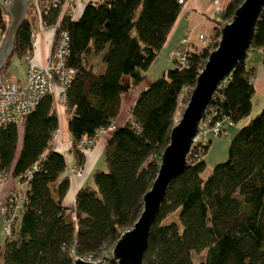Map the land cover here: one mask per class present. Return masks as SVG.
<instances>
[{
  "label": "trees",
  "instance_id": "16d2710c",
  "mask_svg": "<svg viewBox=\"0 0 264 264\" xmlns=\"http://www.w3.org/2000/svg\"><path fill=\"white\" fill-rule=\"evenodd\" d=\"M241 1L227 0L211 19V44L192 51L184 67L164 70L135 94L127 119L105 141L106 170L91 174L93 188L77 191L73 209L62 204L69 184L63 175L64 158L50 145L58 127L51 96L43 97L18 123L0 130V171L27 184L26 202L17 212L12 235L0 244V264H72L76 257L94 258L102 245L113 244L131 227L167 143L180 91L192 87L216 45L217 27L230 19ZM182 2L105 0L87 3L77 19L63 21L69 36L67 66L75 70L65 90L67 129L78 168L84 153L77 148L79 141L113 122L118 97L144 80ZM6 25L0 7L3 32ZM31 47L30 22L25 18L13 34V55L21 59ZM263 49L264 8L247 58ZM91 56L101 65L96 71L88 61ZM247 58L215 90L206 109L209 123L226 116L234 125L248 115L252 69ZM122 77L129 79L128 86L120 82ZM207 145L205 140L187 154L184 169L167 186L142 264H264V100L230 137L225 158L201 178ZM33 165L36 170L23 177ZM200 252L201 258L194 260L193 254Z\"/></svg>",
  "mask_w": 264,
  "mask_h": 264
},
{
  "label": "water",
  "instance_id": "95a60500",
  "mask_svg": "<svg viewBox=\"0 0 264 264\" xmlns=\"http://www.w3.org/2000/svg\"><path fill=\"white\" fill-rule=\"evenodd\" d=\"M30 0H0L8 17L0 45V68L13 50V34L23 22ZM264 8V0H242L230 19L217 28V42L197 73L179 119L167 133V143L159 154V162L149 188L141 196V210L131 227L118 236L111 247L115 264H142L150 226L158 212L167 186L186 165V156L199 123L203 119L217 87L228 78L248 54L256 22ZM72 264H91L73 259Z\"/></svg>",
  "mask_w": 264,
  "mask_h": 264
},
{
  "label": "built area",
  "instance_id": "2783aa9c",
  "mask_svg": "<svg viewBox=\"0 0 264 264\" xmlns=\"http://www.w3.org/2000/svg\"><path fill=\"white\" fill-rule=\"evenodd\" d=\"M103 1L105 0H97L92 4H98ZM176 1L181 3L183 0ZM74 3L75 0L29 1L31 16L27 19L30 22L31 45L38 35L47 34V56L41 66L35 67L30 64V51L25 53L23 56V62L25 64L23 82L11 80L7 72L4 73L0 70V130L7 124L18 123L45 96H51L52 106L55 112L59 107L66 109L65 90L75 78V70L67 66L69 36L68 32L62 27V23L65 19H76L73 14ZM209 4L212 15H218L221 10L219 0H209ZM3 36L4 32L0 29V45ZM197 40L201 46L204 45L205 37L198 35ZM191 52L192 48L188 46L186 38H182L179 46L172 52L173 66L177 68L184 67L185 58ZM184 91L185 88H182L180 94ZM230 125L231 123L226 116H221L209 123V117L205 113L199 123L197 133L191 141L188 154L193 148L201 145L208 138H215L221 135L225 128ZM131 127L137 130L135 124H132ZM113 128L112 123H109L105 127L97 129L91 138L79 141L77 145L78 150L82 152L88 151L92 147L97 135L107 134ZM57 133L58 129L54 131V134ZM51 148H53L52 145ZM34 170H36L35 165L25 171L23 177L29 178ZM80 171L78 168L71 170V173L78 175ZM9 178H11L9 171H0V182H4ZM12 179L11 191L5 196L0 195V224L5 238L11 237L12 226L15 222L17 212L21 209L22 204L26 202V182H21L18 178ZM72 219H74V216H72ZM78 259L82 260L83 258ZM86 259L88 260L82 261L91 264H97L100 261L99 258L92 261H90L91 257H87Z\"/></svg>",
  "mask_w": 264,
  "mask_h": 264
},
{
  "label": "crops",
  "instance_id": "0c3cea01",
  "mask_svg": "<svg viewBox=\"0 0 264 264\" xmlns=\"http://www.w3.org/2000/svg\"><path fill=\"white\" fill-rule=\"evenodd\" d=\"M97 0H75L73 14L77 19L81 14L84 6L87 3H94ZM227 0H219V6L222 9ZM216 16L212 15L209 0H183L178 15L176 16L173 24L171 25L165 40L156 53V56L143 73L144 80L135 88L130 89L127 93H124L118 97V108L113 123L115 126H120L127 119V109L132 104L135 94L146 87V85L153 79L158 78L161 73L169 68L173 67L172 52L179 46V42L182 38H186L188 46L192 48V51H198L201 48L200 43L197 40L198 35L203 37L209 36L213 31L212 18ZM47 34L38 35L30 50V64L35 67H39L43 64L47 56ZM15 57L10 56L6 64L7 68L14 62ZM21 60V59H19ZM98 64V63H97ZM246 65L252 69L249 82L252 87V96L250 102L254 107L259 108L264 100V49L260 52L251 54L248 56ZM21 66L23 70L20 73L12 75L6 72L13 81H24V68L25 64L22 61ZM11 67V66H10ZM95 68H101L98 64ZM18 72V71H16ZM120 82L123 85H129V79L122 77ZM250 105V108H251ZM56 116L58 120V133L52 135L50 145L57 152L61 153L65 161V171L63 175L68 176L69 184L68 189L63 198L62 204L64 207L73 209L74 199L77 191L85 186L93 188L91 183V174L94 171L104 172L106 170L103 162V148L105 141L108 138V134L97 135L94 139L92 147L88 151L83 153L82 165L79 168L81 171L78 175H73L71 170L78 169L75 164V158L71 151V138L67 129V119L69 114L66 109L59 107L56 110ZM233 127V125H232ZM227 126L224 132L215 138H208V145L203 154V162L205 165L211 166L217 162L222 161L225 158L226 147L233 130H228ZM208 160V161H207ZM13 179L9 178L4 182H0V195H7L12 189ZM72 217V216H71Z\"/></svg>",
  "mask_w": 264,
  "mask_h": 264
},
{
  "label": "rangeland",
  "instance_id": "374dc122",
  "mask_svg": "<svg viewBox=\"0 0 264 264\" xmlns=\"http://www.w3.org/2000/svg\"><path fill=\"white\" fill-rule=\"evenodd\" d=\"M30 16H31V8H30V4L28 2L24 19L25 18H28ZM7 23H8V17H7ZM212 25L214 27V23ZM212 35H213V32L210 33L209 36H205V43L201 47H206V46H208L209 44H211L213 42ZM11 55H13V51H12V53L9 56H7V62H8V59L10 58ZM14 57H15V59H14V62L13 61L11 62V65H10L11 67L9 66L7 68L8 73L10 72V73H12V75H15L16 73H20L23 70V66H21L22 61H23V58H21V60H19V58L17 56H14ZM88 61L91 62L95 67L98 65L97 64L98 63V57L97 56H91L88 59ZM5 66H6V64H3V66L0 68V70H2V72H4V73L6 72V69H4ZM97 69L98 68H95V71ZM16 71H18V72H16ZM189 91H190V89H185V91L182 94H180V96L178 97V103L176 105V108H175L174 113H173V116H172V124H174L179 119V116H180V114L182 112V109L185 106V103H186V100H187ZM254 106L255 105L253 104V100H252V105H251V108H250V111H249L248 115L246 117L238 120L233 125V127H232V125H230L228 130H233V133H234L237 128H239L241 125H243L247 121V119H249L251 116H253L255 113H257L259 111L260 107L259 108H256ZM112 125L115 127V124L113 122H112ZM18 129H19V132H20V128H18ZM109 133H107V134H109ZM233 133H232V135H233ZM209 171H210V166L205 165L203 171L200 174V177L201 178H205L209 174ZM71 219H72V217H71ZM72 221L75 222L74 219H72ZM4 238H5V236H4V233L2 231V226L0 224V244L1 245L3 243ZM112 245L113 244H104V245H102L100 253L95 258H93V259L91 258L90 261L99 258L100 261L97 264H115L114 260H112L111 258L108 259V257L110 256V251H111ZM201 256H202V252L195 253V254H193V259L194 260L200 259ZM86 258L87 257L83 258L82 260L87 261L88 259H86Z\"/></svg>",
  "mask_w": 264,
  "mask_h": 264
},
{
  "label": "flooded vegetation",
  "instance_id": "af4514ba",
  "mask_svg": "<svg viewBox=\"0 0 264 264\" xmlns=\"http://www.w3.org/2000/svg\"><path fill=\"white\" fill-rule=\"evenodd\" d=\"M4 2H6V0H3Z\"/></svg>",
  "mask_w": 264,
  "mask_h": 264
}]
</instances>
